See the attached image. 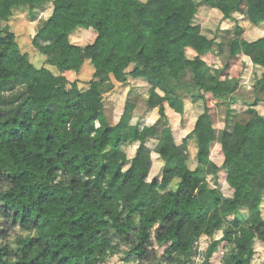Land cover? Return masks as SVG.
I'll list each match as a JSON object with an SVG mask.
<instances>
[{
    "label": "trees",
    "instance_id": "obj_1",
    "mask_svg": "<svg viewBox=\"0 0 264 264\" xmlns=\"http://www.w3.org/2000/svg\"><path fill=\"white\" fill-rule=\"evenodd\" d=\"M49 2L52 15L33 39L46 57L40 68L21 52L9 26H0V219L29 234L16 238L12 249L0 244V264H106L115 256L112 246L126 263L172 264L176 253L190 250L188 232L210 236L225 222L230 230L223 242L235 239V264H251L254 240L264 245V114L255 109L264 100L249 105L246 122L225 124L218 167L209 158L216 129L206 103L235 93L239 80L212 75L207 85L198 81L209 70L202 57L217 42L192 21L205 6L222 20L237 13L259 26L264 0H0V23L15 10ZM78 28L95 31L94 42L71 44L69 35ZM229 50L231 59L246 56L264 68V38L234 39ZM86 61L91 80L85 88L75 81L66 89L63 73H78ZM189 70L196 81L191 101L202 102L203 110L177 145L171 128L158 125L166 120L164 103L184 114L185 96L178 91L188 85L178 83ZM111 78L145 81L147 105L159 114L157 124L126 138L138 147L122 176L102 163V155L110 149L112 163L125 157L119 127L133 106L126 103L119 121L109 124L101 86ZM14 85L23 92L5 97ZM188 141L195 144L194 169L187 163ZM152 154L162 169L149 180ZM221 169L230 196L207 181L217 182ZM105 181L112 191L102 188ZM153 191L162 192L163 204L149 208L145 199ZM218 245L212 244L210 257Z\"/></svg>",
    "mask_w": 264,
    "mask_h": 264
},
{
    "label": "rangeland",
    "instance_id": "obj_2",
    "mask_svg": "<svg viewBox=\"0 0 264 264\" xmlns=\"http://www.w3.org/2000/svg\"><path fill=\"white\" fill-rule=\"evenodd\" d=\"M145 1V0H141ZM195 3L200 0H193ZM53 6L51 2L35 6L32 9L22 8L15 10L12 17L7 23H0V26L8 25L11 32L14 33L16 42L22 53L29 57V61L34 67L40 68L45 65L46 57L41 54L38 49L33 46V39L41 29L44 22L52 15ZM192 23L200 27L203 34L209 38L216 40V45L213 46L210 53L203 56L202 59L208 65V75L200 76L198 81L204 85L209 83L208 78L212 75L220 80L227 78H237L239 86L236 92L225 99L217 100L209 97L207 99V107L210 118L215 126V142L210 148L209 158L219 166L222 164V156L220 155V145L218 144L222 129L225 124L231 126L234 122H246L250 118L248 108L255 100H264V87L260 83H264V68L251 63L249 59L240 56L238 59H231L229 43L237 38L245 39L246 41H254L259 38H264V24L255 26L246 21L240 14L233 13L231 20H222V16L215 10L202 6L198 9ZM96 38V33L93 30L78 28L69 35V42L76 46L84 47L92 44ZM42 45V44H41ZM187 56L190 58L192 54L187 51ZM230 65V66H229ZM93 68L89 62H85L78 73L67 71L63 73L64 87L70 89V84L78 81L81 84L80 88H85L86 83L91 80ZM179 85H188L187 89L178 91L180 97H184L183 115L176 113L167 103H164L166 120H161L159 127L167 125L171 128L175 143L180 145L184 137H186L193 129L197 116L203 110L202 102H192L191 97L196 93V81L189 70L181 78ZM148 85L140 79L127 78L126 82L121 84L111 78L109 82L101 86V91L104 99V114L110 125H115L123 113L124 105L130 103L133 106L131 110V118L124 119L119 127L121 143L119 149L124 153V158H119L115 163L110 161L111 150L107 149L102 155V163L109 166L111 170L122 176L129 168V160L133 158L138 144H129L126 138L131 135L133 129L142 130L144 127H149L159 122L158 108L151 109L147 105L148 100ZM189 90H191L189 92ZM23 92V87L20 85L10 86L3 91L5 97L17 96ZM233 97L235 101H229ZM261 114H264V102L258 104L255 108ZM155 141L151 140L147 146L154 148ZM187 163L190 169H194L197 164L196 149L193 141H188L187 144ZM152 168L149 175V180L154 177H160L162 169V161L157 155L152 154ZM218 181H214L211 177L207 178L208 183L212 187H220L225 196L231 195V190L225 183L226 171L220 170ZM63 180L60 176L57 182ZM102 188L105 191H112L114 185L109 181L102 183ZM163 204V195L160 191L151 192L145 199L147 207L160 206ZM113 206L114 203L112 202ZM261 216L264 219V199L260 206ZM230 230V226L225 222L212 235H195L191 232L186 234V238L191 243V248L185 253H176L172 264H235L236 247L235 239L233 238L229 244L223 242L226 232ZM28 233L19 230L18 227H12L5 224L0 219V244L8 249H12L15 240L18 237H24ZM29 235V234H28ZM32 235V234H30ZM220 242L216 252H213L211 257L208 255L210 247L216 242ZM259 242L255 239L253 243L254 255L253 264H264V245L258 246ZM111 251L115 254L106 264H131L123 261V254L116 246H112ZM161 251V250H160ZM210 257V258H209ZM209 258V259H208ZM80 264H93L91 260Z\"/></svg>",
    "mask_w": 264,
    "mask_h": 264
},
{
    "label": "crops",
    "instance_id": "obj_3",
    "mask_svg": "<svg viewBox=\"0 0 264 264\" xmlns=\"http://www.w3.org/2000/svg\"><path fill=\"white\" fill-rule=\"evenodd\" d=\"M245 57H246V56H244V58H245ZM246 59H249V58L246 57ZM151 109H154V108H151ZM257 241H258V240H257ZM258 242H259V245H258V243H256V244H257L258 246H261L260 244H262V243H261L260 241H258ZM253 243H254V245H255V240H254ZM252 261H253V259H251V261H250L251 264H253Z\"/></svg>",
    "mask_w": 264,
    "mask_h": 264
}]
</instances>
